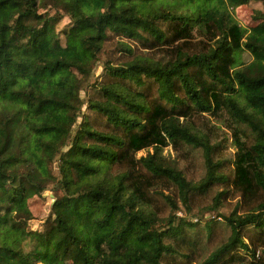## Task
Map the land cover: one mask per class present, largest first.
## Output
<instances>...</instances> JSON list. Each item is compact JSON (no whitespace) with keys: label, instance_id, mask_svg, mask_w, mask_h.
<instances>
[{"label":"trees","instance_id":"16d2710c","mask_svg":"<svg viewBox=\"0 0 264 264\" xmlns=\"http://www.w3.org/2000/svg\"><path fill=\"white\" fill-rule=\"evenodd\" d=\"M251 2L0 0V264H264V10L228 13Z\"/></svg>","mask_w":264,"mask_h":264},{"label":"rangeland","instance_id":"374dc122","mask_svg":"<svg viewBox=\"0 0 264 264\" xmlns=\"http://www.w3.org/2000/svg\"><path fill=\"white\" fill-rule=\"evenodd\" d=\"M114 10V9H111ZM260 10H264V4L263 3H258V2H251L249 5H244L241 7H238L236 9L231 8L230 6H228V13H230L231 17L243 28H247L250 29L252 27H255L257 25V22L254 21L253 19V15L256 11H260ZM69 19L66 17L63 19V21L59 24L58 28L59 29H65L66 27H68L69 25ZM194 36H197V29L194 30L193 33ZM63 42H64V38H62ZM244 60L249 61L250 60V56L246 53L243 55ZM101 61L104 62L106 61V58L104 56H102ZM103 69L101 67V64L99 65V67L96 68L95 73L93 75V77L91 78V83H93L94 81H96L97 76H100V74L102 73ZM86 91L81 93V97L83 99L87 98V93H88V88L86 89ZM83 111L85 112V107L83 109ZM209 120L213 125H218L220 123V121H223L224 119H222L221 115H216V116H210L209 115ZM229 135H231L229 133ZM230 152L231 155L230 157H233V155L235 154L236 150L233 147V143L232 140H230ZM152 152V150H150ZM147 154V151L144 152H140L138 154V157L144 156ZM165 156L174 159L176 158V154L172 151L171 148H166L164 151ZM52 172L53 175L55 177L59 176L58 173V168H57V164L55 163L52 167ZM54 201V193L52 191V186H50L43 194L42 197H40L39 199H37L34 203V210H35V214H36V218L35 220H32L30 222V227L32 229H39L42 227V224L44 223V221L48 218V215L50 213V205L51 203H53ZM221 213L223 214H228L227 212H225L223 209L221 210ZM43 214V215H42ZM42 215V217H41ZM206 218H211V217H215V214H206L205 216ZM197 220H195L196 222Z\"/></svg>","mask_w":264,"mask_h":264}]
</instances>
